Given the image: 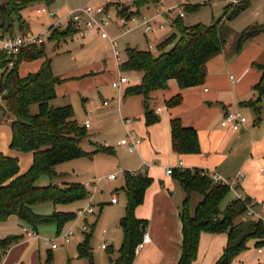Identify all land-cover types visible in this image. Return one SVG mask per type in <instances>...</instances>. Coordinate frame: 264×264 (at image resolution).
<instances>
[{
    "label": "trees",
    "instance_id": "16d2710c",
    "mask_svg": "<svg viewBox=\"0 0 264 264\" xmlns=\"http://www.w3.org/2000/svg\"><path fill=\"white\" fill-rule=\"evenodd\" d=\"M56 0H6L0 5V29L5 33L14 34L13 16L19 14L27 6L35 3L52 5ZM135 7L142 9L151 4H159L162 0H133ZM251 0L226 7L225 17L234 19L250 5ZM200 5H189L186 8L196 11ZM122 16L131 17L138 12L129 14L124 7L119 11ZM22 19V17H20ZM181 19V18H180ZM28 27L21 23V32ZM181 36L178 43L168 52L155 56L152 52L128 48L126 61L122 62V72H137L143 75L139 86L127 90L129 95H140L144 98L145 117L148 125L156 123L159 118L154 116L150 107L151 94L168 88L170 80H175L184 90L204 84L209 61L221 55L226 46L227 34L223 30L222 21L213 25H195L184 27L180 24ZM264 33V25L252 26L239 37L235 54H240L247 41ZM70 32H55L52 39L67 37ZM168 41L163 43L166 45ZM44 59L40 70L20 77L19 67L22 62ZM10 59L0 55V70L7 68ZM262 73L260 83L255 87L260 97L264 96V65H256ZM63 82L55 77L51 61L46 58L43 45H35L24 49L14 61L12 68L7 69L0 81V116L11 122L12 142L10 148L22 153H32L33 163L30 169L20 174L19 160L5 156L0 151V222L7 221L11 216L31 225L34 230L45 225H56L58 232L73 221L76 213L57 212L41 215L35 211L39 205L52 203L54 206L69 205L82 201L88 192L82 184H66L60 187L54 183L39 186L41 177L51 179L57 177L56 166L89 156L82 147L86 138L85 127L82 129L75 119L72 106L50 108V102L56 98V87ZM182 101L177 95L167 102L168 107H176ZM39 105L37 114L31 113L32 105ZM257 113V102L250 101ZM173 148L179 154H198L200 152L199 136L196 130L185 128L180 120L171 121ZM95 153H112L111 148L97 146ZM173 177L181 184L186 199L181 209L183 223V254L179 264H193L197 259L202 233L228 235V243L223 255L215 264H232L233 261L247 250L248 242L258 240L257 246L264 245V227L261 222H243L240 218L246 209L238 201L231 202L225 209L221 207L229 195L226 186L215 185L207 174L200 170H173ZM127 207L121 219L124 233L120 257L115 264H132L136 250L143 238L144 223L135 216L136 208L144 201L145 192L152 180L142 174L126 173ZM198 193L202 200L194 210L191 207V195ZM90 235H87L78 246L81 257H86L93 264L90 248ZM22 240L20 237H9L0 240V264L9 249ZM50 255L45 264H52Z\"/></svg>",
    "mask_w": 264,
    "mask_h": 264
},
{
    "label": "crops",
    "instance_id": "0c3cea01",
    "mask_svg": "<svg viewBox=\"0 0 264 264\" xmlns=\"http://www.w3.org/2000/svg\"><path fill=\"white\" fill-rule=\"evenodd\" d=\"M165 1L167 0H162L159 4H163ZM179 1L177 0V2ZM149 6L151 5L145 6L143 9ZM113 12L115 14L119 13L118 11ZM141 15L139 12L135 16L136 21H130V25L133 26L140 18L146 17H141ZM165 15L168 16V14ZM171 22L173 23V21ZM152 23L153 20L151 25ZM112 27L118 31H123L118 24H114ZM28 32L29 30L27 29L22 34ZM121 35H116L115 38ZM257 38L246 43L239 56L229 57L224 49L221 55L209 61L206 67L207 76L204 84L182 90L175 80H170L168 83L169 88L152 93L150 107L154 112V116L159 118L154 124L148 125L146 122L144 98L142 96H137L139 97V100H137L139 107L136 104L128 105L126 100L122 101L119 98V113L122 115L123 112H126L129 115L124 118V121L130 120L129 123L124 122L127 135L134 132L141 140V144L133 153H130L124 146L119 144L125 137H122L120 140L117 139L111 144L106 143V146L111 148L112 153L100 154L96 164L92 166L91 173L87 179L80 181L79 184L84 186L94 185L96 188L97 184L93 182L94 177L100 174L102 176L117 174L118 178L124 174L121 181V191L124 194L123 199L125 201H123L124 208L119 212L118 208L121 202L118 194L111 193L112 199L116 197L118 202L113 204L111 199L110 208L112 210H109L108 217L113 222L109 221L106 223V226L110 230L112 224H114L117 230L122 231L124 238L120 223L121 219L125 216L128 203L126 173L142 174L152 180L151 185L145 192L143 203L135 210L136 218L144 223L142 226L143 234H149L151 242L146 244L142 249L136 250L135 260L132 264L180 263L184 241L183 223L180 213L186 199V193L173 175L167 174V170L170 168L179 171L197 169L205 174L219 172L225 180H233L240 173L244 174V179L240 181V190L246 198L255 203V212L264 217V96L260 97L259 93L255 90L262 77V73L256 65H264V42L258 41ZM39 60L42 63L44 62V59ZM22 64H26V62ZM118 65L120 68L121 63L118 62ZM39 68L40 65L37 64L32 66L31 71H37ZM6 70L7 68L0 70V81ZM132 73L140 75L141 78L143 77L141 73ZM231 77L234 78V82ZM128 87L129 84L127 83L123 84L120 90L116 89L119 91V96H122ZM177 95H181L182 101L176 107H168L167 103L166 106H160V104L164 105V101L168 102ZM250 101L257 102L256 106L259 108V113H257L253 106L248 105ZM90 105V114L94 111L98 113L99 110H97L95 102H91ZM131 108L136 110V112L132 113ZM102 109H105V106L100 108V110ZM229 111L240 112L246 117L247 123L244 129L236 132L222 127L221 123ZM107 113L109 112L100 113L99 111L98 117L102 118ZM176 119L180 120L183 127L192 128L197 131L200 143V152L198 154H179L175 152L172 142L171 121ZM92 122L95 123V120L92 119ZM12 135L11 122L0 116V151L7 157L18 159L20 174H24L33 163V154L12 150L10 148ZM116 179L107 180L114 182ZM91 195H93L94 199L95 194ZM200 197L202 200L201 195ZM234 199V197L230 199L227 205L233 202ZM196 204H194L193 210L196 208ZM58 207L61 206H54V212H65L64 208ZM36 208L35 211L41 214ZM99 208V219H101L104 217L106 207L101 205ZM118 212L119 215L116 222L115 219ZM15 219L21 221L16 216H11L7 221H14ZM76 219L81 218L76 217ZM36 231L39 234V230ZM59 235L60 233L57 234V237ZM87 235L89 234H84V239ZM26 237L30 238L27 235ZM103 238L104 242L100 246V249L113 253L115 247L109 241L112 238L110 231L104 230ZM42 239L44 238L41 237L34 240L41 244ZM24 240L22 239L8 250L1 264H20L24 254L23 250L28 245ZM257 242L258 240H251L248 242L247 247L252 244L258 249L264 246H257ZM227 243L228 235L226 233H202L197 259L193 264H215L223 255ZM104 244L107 246L106 249L102 248ZM46 248L53 251L49 247ZM117 248H119L118 243ZM246 251L236 258L238 260L236 264H244L245 261H249ZM258 254L264 257V253ZM119 257L120 249L115 255V259H112V264H115Z\"/></svg>",
    "mask_w": 264,
    "mask_h": 264
},
{
    "label": "rangeland",
    "instance_id": "374dc122",
    "mask_svg": "<svg viewBox=\"0 0 264 264\" xmlns=\"http://www.w3.org/2000/svg\"><path fill=\"white\" fill-rule=\"evenodd\" d=\"M5 1L0 0V5ZM106 3H110L112 10L115 12L122 11L124 6L132 12H140L142 14L141 17L146 16L147 19L153 20V30L146 36L143 27L140 26L142 18L133 25L135 29L129 33L118 31L110 26L108 28L110 37L117 40L115 48H113L109 39H104L96 33H91L85 38L79 34H69V36L59 37L57 40L52 39V34L45 36L44 51L46 58L51 61L54 76L63 80L61 84L57 85L56 98L50 102V108L72 106L76 121L82 129H84L83 124L89 116L88 119H94L95 123L90 128L85 129L86 138L81 144L82 149L89 156L57 165L55 168L57 177L51 179L48 176H43L38 182L39 186H49L53 182L60 187L70 183H80V181L87 179L91 173L92 166L96 164L98 156L102 154L95 153L96 146L106 148V143L111 144L117 139L126 138L127 132L124 126V118L129 115L126 112H123L122 115L119 113L118 101L121 98L122 101L126 100L128 105L136 104L138 106V95H129L127 90L139 86L142 78L140 75L132 72H122L118 65L116 52L120 58V63L126 61L128 47H134L141 51H149L158 56L170 51L178 43L181 36V23L184 27H193L199 24L210 26L218 21H222L223 30L227 34L225 52L229 57L239 56L241 53L236 55L235 49L241 34L252 26L264 25V0H251L248 8L234 19L225 17L228 3L224 0H180L179 2L177 0H167L163 4H151V6L142 8L139 11L135 7L133 0H56L52 5H46L45 3L31 4L19 14H14L12 19L14 31L17 35L22 34V22L26 24L29 32L32 34L39 35L47 31L52 24V20L46 15L37 14V9L47 7L50 12L56 13L59 18H62L70 13V11L88 6H102ZM189 5H200L201 7L193 11L186 8ZM181 13L185 14L183 19H180ZM165 14H168V16ZM120 34H122L120 37L115 38L116 35ZM257 39L264 42V33L261 36L259 35ZM252 40L247 41V43ZM166 41L168 42L163 46V43ZM22 63L18 70L20 77H26L29 74L38 72L43 64L41 60L26 62V64ZM37 64L40 65L39 70L32 72V66ZM122 75L128 77L130 82L126 91L122 96H119V91L112 87V83L119 80ZM91 102H95L97 110L100 113H109L103 115L102 118L98 117L99 111L98 113L94 111L90 114L89 105ZM121 103L123 104V102ZM166 103L164 101V105L160 104V106H166ZM103 106H105V109L100 110ZM39 111V105L35 104L31 106L32 114H37ZM131 112L134 113L136 110L132 109ZM93 158L94 160L92 161ZM123 175L119 176L114 182H109L107 180L108 175L102 176L100 174L94 177L93 180L97 184L96 188L94 185L85 186L88 192L87 198L58 207L64 208L65 212L75 214L80 207L85 208L89 204L88 199L90 195L95 194L93 199L95 215H88L81 219L75 218L61 229L60 235L73 230L74 235L69 242L62 241L60 235L57 237L59 230L56 225L50 224L38 228L40 236L44 239H57L58 249L53 251L47 250L42 243L39 244L34 239L27 238L23 229L32 232L34 228L28 223L16 219L0 223V240L9 237L25 239L24 241L28 245L23 250L24 254L22 263L20 262V264H45L50 255L53 256L52 264H90L89 260L86 257H81L78 252V245L83 241L84 234L87 233L91 236L89 244L92 248L93 264H112L111 261L115 259V255L121 249L124 238L122 231L117 230L114 224H112L110 230L106 226V223L109 221L113 222L108 217L109 210H112L110 208L111 193L118 194L121 202L118 208L119 212L124 208V194L121 191ZM233 197V193H230L225 199L222 203L224 209ZM200 200V195L192 194V208L196 203L195 207L197 208L201 202ZM101 205H104L106 209L104 217L99 219V207ZM36 210L41 215H51L54 213V205L46 203L38 206ZM119 212L116 215V222ZM104 230L110 231L112 238L109 241L115 247L113 253L100 249V246L104 242ZM117 243L119 248H117ZM246 253L248 254L249 261H245L244 264H264V257L259 256L258 248L255 245H249ZM236 261L238 260L233 261V264H236Z\"/></svg>",
    "mask_w": 264,
    "mask_h": 264
},
{
    "label": "built area",
    "instance_id": "2783aa9c",
    "mask_svg": "<svg viewBox=\"0 0 264 264\" xmlns=\"http://www.w3.org/2000/svg\"><path fill=\"white\" fill-rule=\"evenodd\" d=\"M228 5L236 6L241 3V0H224ZM37 14L46 15L52 20V24L47 29V31L35 35L30 32L26 34H7L0 29V55H5L10 59V63L7 69H10L14 65V61L18 57V55L26 48L35 46V45H43L45 36L47 34H54L55 32H70L72 34H79L81 37L85 38L87 35L91 33H96L104 39H109L113 48L117 46V40L110 37L108 33V28L113 26L114 24L120 25L123 29L124 33H129L135 29L132 25H130V21H136L135 16H131L130 18L127 16H122L119 13L115 14L109 3H106L102 6H88L81 9L70 11L66 16L59 18L56 13H52L48 10L47 7L37 9ZM129 14H132V11H129ZM185 16L184 13H181L180 18ZM152 20L147 19L146 17L142 18L140 26L144 28L145 34H148L152 31ZM116 58L118 62H120V58L118 53L116 52ZM234 82V78L231 77ZM129 83V78L126 76H121L118 81H114L112 83V87L114 89L120 90L123 84ZM160 111V110H159ZM125 123H129L130 120H125ZM247 123V119L244 115L237 111H229L221 125L225 129H230L233 131H241L244 129ZM92 119H88L83 125L86 129L92 126ZM121 146H124L128 152L133 153L137 147L141 144V140L134 133H128L125 139L121 140L119 143ZM182 165V164H181ZM172 168L167 170V174L172 175ZM135 173L134 175H136ZM209 178L215 185L226 186L230 192L234 195L233 201H238L245 206V213L243 214L241 220L243 222L247 220H257L261 222L264 227V217L258 215L255 210V203L248 198H246L240 190V181L244 179V174L240 173L233 180H225L221 176L219 172H211L207 174ZM117 178V174H112L107 177L108 180H114ZM118 202L117 198L114 197L112 199V203L116 204ZM95 213L94 204H93V195L89 197V204L85 208H81L77 211V218L86 217L88 215H93ZM24 234L33 239H40L41 237L37 233L36 230L29 232L27 229H23ZM73 230H69L65 234L60 236V239L64 242H69L73 237ZM42 244L46 247H49L51 250H56L58 248V244L56 243L57 239H42ZM151 242V238L149 234L144 233L141 243L137 247V251L142 249L146 244ZM264 247V246H263ZM263 247L258 249V253L263 254ZM103 249H106L107 246L104 244L102 246Z\"/></svg>",
    "mask_w": 264,
    "mask_h": 264
}]
</instances>
